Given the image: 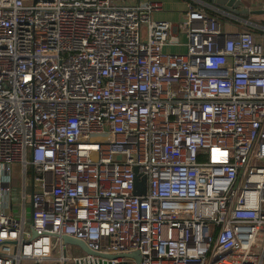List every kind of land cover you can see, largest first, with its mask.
<instances>
[{
    "label": "built area",
    "instance_id": "1",
    "mask_svg": "<svg viewBox=\"0 0 264 264\" xmlns=\"http://www.w3.org/2000/svg\"><path fill=\"white\" fill-rule=\"evenodd\" d=\"M199 3L0 0V264H264V45Z\"/></svg>",
    "mask_w": 264,
    "mask_h": 264
},
{
    "label": "crops",
    "instance_id": "2",
    "mask_svg": "<svg viewBox=\"0 0 264 264\" xmlns=\"http://www.w3.org/2000/svg\"><path fill=\"white\" fill-rule=\"evenodd\" d=\"M160 1L163 4V10L161 12H156L154 14L155 16L159 14V18L157 19H165L169 21L175 22L177 19L182 18L184 12L187 10V4H191L193 6L200 5L201 2H205L214 6H218L223 8L228 7L230 9H241V10H264V0H157ZM226 10V9H224ZM232 11V10H228ZM239 16H242L244 19L252 22L253 26H247L249 28V31L254 35L255 40L258 43H261L264 45V40H262L263 31L258 28V30H255L256 26L258 27L260 24H257L256 22L263 20L264 13L262 14H245V13H237ZM220 22L223 26V29L225 31L231 30V28L238 27V23L236 22L235 25L228 23L227 21L221 20ZM251 24V23H250ZM262 31V32H261ZM169 48H172L173 51H182L183 48L178 49L175 46H167ZM184 51V50H183ZM28 212V211H27Z\"/></svg>",
    "mask_w": 264,
    "mask_h": 264
},
{
    "label": "water",
    "instance_id": "3",
    "mask_svg": "<svg viewBox=\"0 0 264 264\" xmlns=\"http://www.w3.org/2000/svg\"><path fill=\"white\" fill-rule=\"evenodd\" d=\"M226 10H232L235 13H245V14H262L264 10H241V9H230L228 7H223ZM134 191L136 194L144 193V178L137 180L135 178V187ZM33 236L36 235V232H32ZM61 239L66 245H75L82 250V254L75 258L71 264H112V260L116 261L113 264H126V259H133L136 264H140V255L138 251L131 252H121V253H104L96 252L90 250L86 244L76 238L63 235Z\"/></svg>",
    "mask_w": 264,
    "mask_h": 264
},
{
    "label": "rangeland",
    "instance_id": "4",
    "mask_svg": "<svg viewBox=\"0 0 264 264\" xmlns=\"http://www.w3.org/2000/svg\"><path fill=\"white\" fill-rule=\"evenodd\" d=\"M156 18H159V14L155 16ZM257 24H260L258 27L254 28L255 30H260L263 31L264 33V17L263 20L260 19V21L256 22ZM261 31V32H262ZM264 36V34H263ZM183 40V38H182ZM262 40L264 38L262 37ZM264 43V42H263ZM172 48L165 47L166 51L173 52L171 50ZM184 48L182 49V51ZM31 172L30 168H28L27 174H26V189H25V194H26V207L27 210H29V203H30V194H31ZM9 185L12 189V193L10 195V204L12 208L10 209V213L13 217H19L20 215V207H21V201H20V194H21V165L19 163H13L12 165V171H11V179H9ZM30 223V214L27 213L25 217V227L28 228ZM83 252L82 250L75 245H68V250L67 254L72 257H77L78 255H81ZM23 264H26L25 262ZM126 264H136L133 259H126Z\"/></svg>",
    "mask_w": 264,
    "mask_h": 264
}]
</instances>
